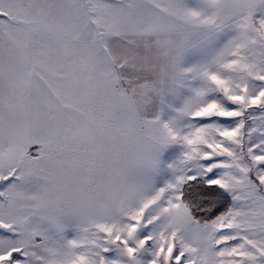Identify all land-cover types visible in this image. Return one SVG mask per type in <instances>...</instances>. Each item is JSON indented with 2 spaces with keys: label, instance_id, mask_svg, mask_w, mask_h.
Returning a JSON list of instances; mask_svg holds the SVG:
<instances>
[{
  "label": "snow or ice",
  "instance_id": "snow-or-ice-1",
  "mask_svg": "<svg viewBox=\"0 0 264 264\" xmlns=\"http://www.w3.org/2000/svg\"><path fill=\"white\" fill-rule=\"evenodd\" d=\"M0 264H264V0H0Z\"/></svg>",
  "mask_w": 264,
  "mask_h": 264
}]
</instances>
